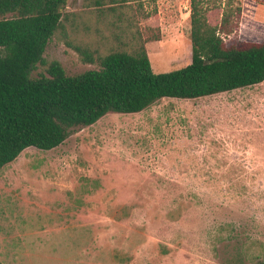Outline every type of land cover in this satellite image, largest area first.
Returning <instances> with one entry per match:
<instances>
[{
	"label": "rangeland",
	"instance_id": "obj_1",
	"mask_svg": "<svg viewBox=\"0 0 264 264\" xmlns=\"http://www.w3.org/2000/svg\"><path fill=\"white\" fill-rule=\"evenodd\" d=\"M232 2L241 12L227 45L264 42V0ZM133 6L134 24L160 34L145 42L154 72L188 65L190 0H146L157 18ZM66 13L45 60L70 75L99 68L76 49L109 51L98 13L83 0ZM221 17L209 13L213 25ZM0 264H264V81L111 111L56 148L25 149L0 168Z\"/></svg>",
	"mask_w": 264,
	"mask_h": 264
},
{
	"label": "trees",
	"instance_id": "obj_2",
	"mask_svg": "<svg viewBox=\"0 0 264 264\" xmlns=\"http://www.w3.org/2000/svg\"><path fill=\"white\" fill-rule=\"evenodd\" d=\"M145 1L83 0L98 13L96 31L110 48L101 54L76 46L100 67L70 75L58 60L44 58L52 37L66 27L69 0H0V168L28 147L60 146L70 127L92 125L111 111L140 112L164 97L198 98L264 81V42L228 46L222 35L234 31L241 12L232 0H190L192 61L154 72L145 42L160 34L151 24L141 31L124 10L135 4L141 13ZM216 9L222 10L219 25L209 19ZM39 64L46 73L32 76Z\"/></svg>",
	"mask_w": 264,
	"mask_h": 264
}]
</instances>
